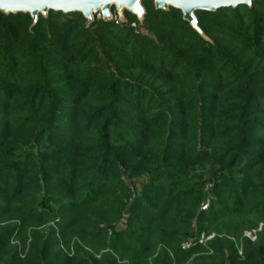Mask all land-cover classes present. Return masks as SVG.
Wrapping results in <instances>:
<instances>
[{"label":"trees","instance_id":"16d2710c","mask_svg":"<svg viewBox=\"0 0 264 264\" xmlns=\"http://www.w3.org/2000/svg\"><path fill=\"white\" fill-rule=\"evenodd\" d=\"M142 4L0 10V264H264V0Z\"/></svg>","mask_w":264,"mask_h":264},{"label":"water","instance_id":"95a60500","mask_svg":"<svg viewBox=\"0 0 264 264\" xmlns=\"http://www.w3.org/2000/svg\"><path fill=\"white\" fill-rule=\"evenodd\" d=\"M254 0H154L157 8L168 9L170 6L183 11L184 18L194 28L203 33L198 24L197 10L215 11L224 7L251 5ZM114 6L119 18L123 19L124 11L134 13L140 22L144 19L145 8L142 0H0V10L8 12H29L35 21L39 14L47 15L50 10L65 13L82 12L88 19V24L94 21L98 12L106 20H114Z\"/></svg>","mask_w":264,"mask_h":264},{"label":"built area","instance_id":"2783aa9c","mask_svg":"<svg viewBox=\"0 0 264 264\" xmlns=\"http://www.w3.org/2000/svg\"><path fill=\"white\" fill-rule=\"evenodd\" d=\"M96 17L103 18V15H102L101 12H98L96 14ZM114 20H115L116 23H122L124 21L123 19L119 18V16L117 14H115ZM132 26L138 28V24L136 22H133ZM207 206H208V204L203 205L202 209H206ZM262 228H263V224H261L260 227L257 228V229L246 231L245 232V236L250 238L252 241H255L257 239L258 232L261 231ZM213 236H214V234L207 235V236L205 234H202L200 242H203V241H206L208 239H211ZM240 253H242L241 250H240Z\"/></svg>","mask_w":264,"mask_h":264},{"label":"rangeland","instance_id":"374dc122","mask_svg":"<svg viewBox=\"0 0 264 264\" xmlns=\"http://www.w3.org/2000/svg\"><path fill=\"white\" fill-rule=\"evenodd\" d=\"M116 7H117V6H114L115 9H116ZM133 27H134V26H133ZM138 182H141V180H138ZM119 227H120L119 229H121V228L123 227V225H121V226H119ZM200 239H201V238H200ZM193 241H194V239H191V240H190V243L193 242ZM190 243H187L186 245H188V244H190Z\"/></svg>","mask_w":264,"mask_h":264}]
</instances>
